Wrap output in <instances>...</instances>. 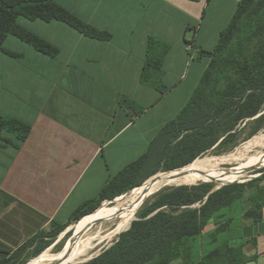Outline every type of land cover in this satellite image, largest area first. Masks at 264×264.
I'll return each mask as SVG.
<instances>
[{
	"label": "crops",
	"instance_id": "obj_1",
	"mask_svg": "<svg viewBox=\"0 0 264 264\" xmlns=\"http://www.w3.org/2000/svg\"><path fill=\"white\" fill-rule=\"evenodd\" d=\"M239 1L54 0L108 40L56 20L17 19L57 54L14 36L3 49L15 56L0 51V116L29 127L24 140L0 134V264L30 238L68 224L146 155L192 97L210 63L201 52L215 49ZM195 245L191 264L225 245L237 262L228 255L221 264H264V179L219 212Z\"/></svg>",
	"mask_w": 264,
	"mask_h": 264
},
{
	"label": "trees",
	"instance_id": "obj_2",
	"mask_svg": "<svg viewBox=\"0 0 264 264\" xmlns=\"http://www.w3.org/2000/svg\"><path fill=\"white\" fill-rule=\"evenodd\" d=\"M19 17L30 21L56 20L69 25L87 37L99 40L110 38L109 34L84 23L58 6L54 0H0V51L12 56L15 54L3 49L4 40L8 36L18 38L44 55L53 57L57 54L55 48L22 29L17 24ZM154 44V41L149 42L150 46ZM201 53V55L210 57V63L192 97L178 117L160 131L150 144L146 155L120 172L101 190L95 200L76 210L70 221L89 214L104 198L127 192L141 184L147 177L155 174L159 169L158 163L143 175L147 166L158 162V159L156 160L154 157L159 155L160 150L164 152L167 139V137L164 138V135L175 128L182 114L197 97L207 93V89L216 77L227 75V79L234 87L232 91L235 97L240 98L247 91H251L247 95L246 100L248 101H244L241 105L246 111L247 117H252L259 112L260 108L252 106L251 101L258 96L260 97L259 102L257 100L258 105L264 101V0H240L229 25L220 33L215 49L212 52L203 51ZM147 65L156 66L159 64ZM143 80L145 81V74H142ZM2 132L10 133L19 140H24L29 132V127L13 118L0 116V134ZM151 154L154 155L149 160L148 157ZM188 159L185 162L189 163L192 160ZM171 168L174 169L177 166ZM263 177L253 180L247 186L229 185L220 188L209 194L199 208L187 209L178 215H170L158 210L147 220L133 222L131 228L121 236L120 241L114 247L85 264H168L176 260H182L184 264L194 263L192 254L196 248L195 241L202 235L206 226L217 217L219 212L232 207L241 200L247 188L253 186L258 189ZM208 189L205 188L204 191L198 192L197 187L176 188L170 193L161 195V198L153 206V210L162 207L189 206L201 202L209 192ZM67 225L56 226L50 232H42L30 238L1 264H16L21 254L34 246L38 238L54 236L64 230ZM235 251L237 250L225 245L222 248L205 252L198 264H221L223 257L232 256ZM233 257L228 260V263L237 262V260H233Z\"/></svg>",
	"mask_w": 264,
	"mask_h": 264
},
{
	"label": "rangeland",
	"instance_id": "obj_3",
	"mask_svg": "<svg viewBox=\"0 0 264 264\" xmlns=\"http://www.w3.org/2000/svg\"><path fill=\"white\" fill-rule=\"evenodd\" d=\"M226 76L216 77L207 89V93L199 98L197 97V99H195L191 105L187 107V110L182 114L175 128L164 135V138L167 137L166 148H164V152L160 150L159 155L154 157L156 160L158 159V162H151L153 164L147 166V171L145 170L143 175H145L146 172H148L152 166L157 163L159 164V170L156 173H159L182 168L197 159L237 156L236 154H239L242 151V148L251 141H256L257 143L245 153L247 157L264 153V101H262L261 105H258L260 97L258 96L257 98H254L251 101V105L254 107L258 106L260 110L256 115L247 117L246 111L241 107V105L244 101H248L246 100L247 95L251 91H247L240 98L235 97V94L232 91L234 87ZM260 139H262V141ZM153 155L151 154L148 159L151 160ZM187 159L192 160L187 163L185 162ZM238 162L239 161H233L221 164L220 167L230 168L237 165ZM172 166H177V168L173 169L171 168ZM155 174L149 176V178L144 180L138 186H141ZM253 175H255V177L238 183L222 182L221 179H214L208 182H199L193 185L169 186L166 188L162 187L158 192H155L152 196L150 195L151 197L141 204L136 213L137 216L135 215L129 225L117 234L113 236L109 235L113 230L115 221L97 222L91 225L85 232V236H91L92 238L89 246L90 249L88 247L84 250V257L80 261L68 264H85L101 256L104 252L114 247L120 241L121 236L131 228L133 222L138 223L147 220L155 215L158 210H162V212L166 214L178 215L184 210L199 208L206 201L209 194L219 190L220 188H224L229 185L247 186L251 184L253 180L264 176V163L257 167ZM180 187H197L198 192L204 191L205 188H209V192L201 202H196L189 206L162 207L160 209L153 210V206L161 198V195L170 193L172 190ZM255 189V187L251 186L246 190L249 191ZM127 192L121 193L117 196L104 198L89 214L83 215V218L80 217L70 221L66 228L61 232L56 233V235L42 236L38 238V240L35 241L34 246L30 247L21 254L19 257L20 259L16 264H26L48 249L51 254L61 251L69 240L73 238L77 225H79L84 218L92 215L94 211L98 210L104 204L105 206H114L116 204L115 200L118 197L126 195Z\"/></svg>",
	"mask_w": 264,
	"mask_h": 264
},
{
	"label": "bare ground",
	"instance_id": "obj_4",
	"mask_svg": "<svg viewBox=\"0 0 264 264\" xmlns=\"http://www.w3.org/2000/svg\"><path fill=\"white\" fill-rule=\"evenodd\" d=\"M262 139L260 140L262 141ZM256 143V141H251L246 144L239 154L235 153L237 156L197 159L182 169L156 173L141 186H137L122 197H118L114 206L110 207L104 204L92 215L84 218L77 225L73 238L61 251L51 254L48 249L26 264H68L80 261L84 257V250L90 246L92 238L85 236V232L91 225L97 222L115 221L113 230L109 235L117 234L129 225L141 204L155 192H158L160 187L193 185L214 179H221L222 182H241L254 177L253 174L257 167L264 163V153L248 157L245 153ZM233 161L239 162L230 168L220 167L221 164Z\"/></svg>",
	"mask_w": 264,
	"mask_h": 264
},
{
	"label": "built area",
	"instance_id": "obj_5",
	"mask_svg": "<svg viewBox=\"0 0 264 264\" xmlns=\"http://www.w3.org/2000/svg\"><path fill=\"white\" fill-rule=\"evenodd\" d=\"M186 46H187V50L189 52H191L192 51V44L191 43H187Z\"/></svg>",
	"mask_w": 264,
	"mask_h": 264
},
{
	"label": "water",
	"instance_id": "obj_6",
	"mask_svg": "<svg viewBox=\"0 0 264 264\" xmlns=\"http://www.w3.org/2000/svg\"><path fill=\"white\" fill-rule=\"evenodd\" d=\"M186 166H187V165H186ZM178 169H182V168H178ZM167 172H169V171H167ZM144 183H145V182H144ZM144 183H143V184H144ZM135 188H136V187H135ZM161 188H162V187H160L158 190H160ZM128 192H129V191H128ZM128 192H127V193H128ZM54 264H55V263H54Z\"/></svg>",
	"mask_w": 264,
	"mask_h": 264
}]
</instances>
